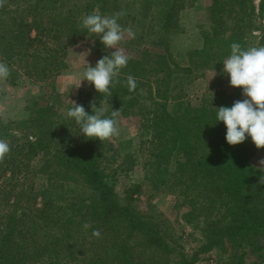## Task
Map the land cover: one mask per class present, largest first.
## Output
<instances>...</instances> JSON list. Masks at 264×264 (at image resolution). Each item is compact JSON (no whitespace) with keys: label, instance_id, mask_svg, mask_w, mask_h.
I'll use <instances>...</instances> for the list:
<instances>
[{"label":"trees","instance_id":"16d2710c","mask_svg":"<svg viewBox=\"0 0 264 264\" xmlns=\"http://www.w3.org/2000/svg\"><path fill=\"white\" fill-rule=\"evenodd\" d=\"M186 1L6 0L0 7V58L33 82L53 81L66 68L68 47L81 37L95 39L98 59L114 51L82 26L83 18L94 11L125 12L118 23L135 37L125 33L118 45L130 59L110 88L112 96L90 84L74 102L89 114L95 102L109 118L118 109L137 115L150 133L141 140L150 186L173 194L187 223L205 224L204 248L226 243L227 264H247L238 248L264 257V171L255 164L264 147L258 149L250 136L237 145L225 139L217 108L242 100L240 93L216 90L194 104L182 88L200 71L222 66L232 43L249 49L257 6L254 0H212L203 46L182 66L168 35ZM259 45L264 47V37ZM128 75L137 82L134 91ZM29 110L27 118H0V139L10 145L0 163V264H197L195 254L175 247L165 222L133 203L143 185L127 188L126 204L115 198L116 184L137 162L133 152L122 154L113 137L101 142L84 136L73 118L43 98Z\"/></svg>","mask_w":264,"mask_h":264},{"label":"rangeland","instance_id":"374dc122","mask_svg":"<svg viewBox=\"0 0 264 264\" xmlns=\"http://www.w3.org/2000/svg\"><path fill=\"white\" fill-rule=\"evenodd\" d=\"M212 0H187L177 7L176 17L178 19L176 27L168 35L169 49L176 61L182 66H189L190 52L203 46V32L211 26L209 9ZM257 6V28L250 29L251 47H261L259 42L264 37V13H259L261 0H254ZM158 9L157 4L154 7ZM156 19V18H154ZM153 18H147L152 21ZM146 21V22H147ZM259 26V27H258ZM144 32L145 30H140ZM135 37V36H134ZM130 37V39L134 38ZM145 38V37H144ZM95 39L91 36L81 37L74 44L68 47L65 57L66 68L61 71L53 81L46 83L33 82L23 72L15 66L7 65L10 75L6 80L0 81V118L8 123L13 120L27 118L31 115L33 102L43 98L50 104L56 105L61 115H66L68 106L76 101L79 91L89 86L87 80L83 79V72L87 64L95 66L99 60L92 51ZM0 62L1 58H0ZM224 65L211 67L200 71L197 79L190 83L183 84L182 93L194 104H199L202 97H209L216 90L240 93L241 99H245L242 94V87L230 85V77L223 72ZM137 115L119 113L118 127L119 135L113 139L120 147L122 154L133 152L136 155V164L126 178H122L116 184V199L121 204H126L130 199L126 190L132 184L143 185L142 192L135 195L133 203L140 207L146 214L160 218L166 224L168 235L173 240L175 247L185 250L189 254H195L197 264H227L229 260L228 249L225 245L204 248L207 243V234L202 227L195 228L193 224L187 223L182 216L184 209L177 206L178 202L174 195L164 188H154L150 186V181L145 179V160L147 153L142 152L141 140L148 139L150 133L140 128ZM264 158V150H261L255 157V164L261 167L258 161ZM241 252H246L247 264H264V257L259 258L246 247L238 248Z\"/></svg>","mask_w":264,"mask_h":264},{"label":"clouds","instance_id":"9594fccd","mask_svg":"<svg viewBox=\"0 0 264 264\" xmlns=\"http://www.w3.org/2000/svg\"><path fill=\"white\" fill-rule=\"evenodd\" d=\"M6 0H0V7H3ZM126 15L120 11L112 16L101 15L94 11L82 20V26L88 32L95 34L107 49H114L110 55H105L96 62L93 67L89 63L83 72V79L93 84L98 93L112 96L110 88L117 83L122 68L126 67L130 57L125 50L118 47L125 39V33L134 37L131 28H122L118 19ZM231 54L223 61V72L230 77V85L242 87V94L247 97L243 100L234 101L231 107L221 106L217 112V120L223 121L226 125V141L229 145H237L251 137L255 146L259 149L264 147V47H251L242 49L239 43L231 44ZM10 75L9 67L0 62V81L6 80ZM126 84L129 91L137 87L135 78L128 75ZM92 112L89 114L82 105L74 102L67 116L73 118L79 125L81 132L88 138H98L101 142L119 135L117 117L118 110H112L111 117L105 116V109L91 103ZM247 134V135H246ZM10 153V145L0 139V163H3ZM260 171H264V158L258 161ZM261 180V177H260ZM85 227H89L85 224ZM93 236L99 238V230H94Z\"/></svg>","mask_w":264,"mask_h":264}]
</instances>
